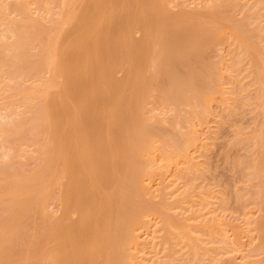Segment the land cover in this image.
<instances>
[{
  "label": "bare ground",
  "instance_id": "obj_1",
  "mask_svg": "<svg viewBox=\"0 0 264 264\" xmlns=\"http://www.w3.org/2000/svg\"><path fill=\"white\" fill-rule=\"evenodd\" d=\"M237 1L218 2L209 23L194 12L197 8L174 10L173 0H0V264H134L140 254L134 249L143 244L139 230L150 226L149 216L159 215L166 233V226H176L167 207L157 204L156 196L148 198L147 182L162 168L160 160L170 168L186 163L178 177L192 176L195 163L189 152L200 137L194 119L210 114L206 106L214 94L229 105L225 82L217 83L224 77L217 65L223 58L216 67L211 52L222 38L219 9L237 10ZM257 1L254 26L246 17L249 9L243 12L245 21L231 22L240 45L233 66L242 63L240 71L245 59L247 66L249 59L255 65L263 62L264 6ZM254 70L253 78L247 75L258 90L261 123L255 141L251 136L252 144L260 146L251 169L262 178L263 63ZM199 107L208 114H200ZM28 159L35 160L30 170L18 165ZM259 222L264 248V224ZM196 247L187 250L189 264L201 254Z\"/></svg>",
  "mask_w": 264,
  "mask_h": 264
},
{
  "label": "rangeland",
  "instance_id": "obj_2",
  "mask_svg": "<svg viewBox=\"0 0 264 264\" xmlns=\"http://www.w3.org/2000/svg\"><path fill=\"white\" fill-rule=\"evenodd\" d=\"M173 1L174 2H171L173 4L170 3V5H172V7L175 8L174 10L182 9L185 5L186 6L183 9H187V7H188L190 9V11H191V8H194V9L197 8V10H195L194 12H197L201 16L202 19L204 17L205 21L211 23L212 15L209 14V12H211V10L214 8V6L216 4H219L222 0L221 1L220 0H218V1H216V0H173ZM237 2L238 3L241 2L242 5L246 3V5H244V6H246V8L245 7L241 8V4L239 3L238 4L239 6H237L238 7L237 10L231 6H230L231 8H229L227 6L226 8L221 7L220 8L221 10L219 9L218 20H220V21H218L217 24L219 26L218 31L219 32L222 31L219 34L222 36L220 41L222 42V40H223V42L222 43L219 42L218 44H216V46L217 45L218 46L217 47L215 46L216 49H214V51L211 52L212 61L215 60L214 66H216L217 62L220 61L222 58H223L222 60H224V63L221 60L220 63L218 62V64H217L218 68H220V70L222 68L221 71H222V73H224L223 74L224 77H222V79L219 78V82H217V83L218 84L221 83V85H222L223 81L225 82V83H223V85H224L223 87H225L224 89H226L228 91V92L226 91L227 94H225V95H227L229 97L228 98L229 99L228 100L229 105L227 102L228 106L227 105L225 106L224 101L222 99H221L222 101L220 100L221 94L217 93L218 90L215 89V92L218 95L214 94L212 101H211V105L208 104L207 105L208 107L206 106V108H207L206 111L208 113L210 112V114H208L206 111H204L206 113L205 114L203 112V107H199V111H201V112H199V111L198 112L200 114L203 115V113H204L205 115H207V114L208 115H207V117L204 116V118H206V119H204L203 117L200 118L201 120L196 118L197 122L194 119V123H195L194 129H195L196 133L198 132L197 136H200L199 137L200 141L198 138V141L195 145L196 147H192L190 149V152H189L190 154H192L190 157L193 158V161L195 163V165L192 166L193 172L191 171L192 173H190V174H192V176L190 175V177H189V175H188V177L186 178V175H184L185 176L184 177L182 174V176L181 177L179 176L180 177L179 178L178 177V175H179L178 169L184 168V167H180L182 164H179L177 166L178 168H176V165H173L172 166L173 168L172 167L170 168L169 166H165L164 160H160L159 165H163L162 168H160L162 173L160 172L159 168L156 169L154 171V174L156 172L157 176L155 177L153 174V178L147 182L148 185L150 186V192H152L154 194L153 195L151 193L149 195L151 197H148V198H152L154 200V197L156 196L157 199H155L154 201L157 204L165 205V208L167 207L166 211L168 213H171V215L177 219V220L174 219V223L176 224L178 231H176L177 229L174 231L176 226L174 224L173 225L171 224L172 227L166 226V228H168V233H170L171 231L174 233L176 232L179 235H182L184 233L181 236L182 240H181V237L179 235L177 237H175L176 235H174L172 232L170 233V236L168 235V233H166L167 230H165V224L163 222V219L159 215L149 216L148 219L153 224L150 222V224H149L150 228L149 227H143L139 230L140 235L143 238L142 239L140 237L141 238L140 241L143 242V244H141L140 247L134 249V252L136 250V252L140 253V254L137 253L139 255L137 256L138 258L136 257L137 260L134 264H136V263L138 264L140 262H141V264H159V263H165L166 261H167L166 264H169V263L172 264V262H173V264L174 263H176V264L177 263L178 264H189V260H190L188 257L189 253H188V255L186 253L188 252L187 250H189L191 248V246L195 245V244L197 245V247H199L200 250L201 249L202 250H201V254L198 255L196 253V255H195L197 262L193 258V260H191L192 263L190 262V264H232L233 261H234L233 264H235V262H237L238 264H264V248L262 245L263 243L261 244V242H262L261 235H260L261 231H259L258 230L259 227H257L258 220H260L259 224L260 223L264 224V219H263V216H264V197L263 196L264 195L262 196V193H261L262 198L259 195V192H260L259 190L264 188V187H262V186H264L263 185L264 177L259 178L258 176H256L252 172V169H251L253 166L252 164L254 163V154L253 153H256V149L258 147H260L257 144H255V142L253 143L255 146H253L252 141H251V136L253 137L252 139H254L253 134H255V136H257V134L259 133L257 127L258 126L260 127V123H261L260 122L261 112H260L258 106L256 105V102L259 101L258 100V96H259L258 90L255 88V85H253V83L251 82V79L254 77L253 74H256V72H257L254 69L257 66L261 67L262 63L264 66V57L262 58L263 62L260 60L262 63H260V62L258 63L255 61L257 65L253 64L254 61L251 62L252 59H249V57H248L247 59H249L248 60V62H249L248 66L249 67L246 64L247 62L245 59L244 60L245 63H243V65L244 64H246V65H244V66L241 65V68H240L241 71L238 68L240 67V64H242V63H239V64L237 63L238 68L235 65V67L237 69L236 68L234 69L233 65L236 64L235 59H234L235 58L234 52H235L236 48L240 47V45L238 43V38H236L235 33H233V30H235V29L233 28L234 26H232V25L237 24V23L238 24L241 23L242 22L241 19H243L245 21L244 16L247 14L246 9L247 10L249 9L248 12L251 11L246 16L248 20H249V18L250 19L252 18L253 14H254L253 18L259 16V14H257V16H256V13H259V11H257L258 7L256 5L255 6L257 8L255 6H253L254 3L256 4V0H243V1L239 0ZM237 2H235L236 4L234 3L233 5L236 6ZM257 2H258L257 3L258 5L260 2V5L264 6V0H258ZM204 3L207 4V7L203 6ZM212 3H213V5H212ZM177 4H178V6H177ZM173 5H175V6H173ZM205 7H206V9H205ZM209 7H210V9H209ZM228 8L231 11H228ZM240 8H241V10H239ZM189 9H187V10H189ZM223 9H224V13L222 11ZM243 12L246 14L244 15ZM233 13H234V15H233ZM227 15H228V18L232 17L234 20L237 19V20H235L236 22H233L234 20L231 21L230 18H229L230 20L227 19L226 18ZM235 17H238L239 19L235 18ZM242 17H244V18H242ZM257 18H254V21ZM247 19H246V21H248ZM252 19L249 20L250 25L254 23ZM238 20H240V21L237 22ZM251 21H252V23H251ZM219 22H220V24H219ZM227 23H229V24H227ZM253 26H254V24H253ZM253 26H251L250 29ZM255 26L257 28L258 21H257ZM222 27H224V28H222ZM225 28H227V29H225ZM254 28L251 30H256ZM230 29H233V30H230ZM226 30H228V31H226ZM224 31L226 32V34H224L225 33ZM229 31H231V32H229ZM222 34L225 36V39H224V36ZM135 35L136 36L138 35L137 37H139L141 35V33L139 32V33H136ZM254 40H256V38H254ZM237 46H239V47H237ZM232 61H234L235 63H233ZM250 64H253V65H250ZM242 66H243V69H242ZM245 66H247V68L249 70H253V73L251 74V72H248L249 70ZM216 67H215V69H216ZM229 67H231V69H234L233 71H235L236 73H234L233 71L231 72V69ZM228 69H230V70H228ZM220 70H218V69L214 70L216 72L215 77L216 76L218 77L220 75L221 72L218 73V71H220ZM237 70H239L240 72L238 71V73H237ZM228 71L233 73L232 75L233 76L235 75V76L234 77L232 76V78L229 77ZM247 74L252 75L251 76L252 78ZM213 83H214V86H216L217 83L215 80L213 81ZM255 89L257 90V94H256ZM256 95H257V98H256ZM232 96H236V98H234ZM217 97H219V99ZM249 97H250V99H249ZM233 100H235V101L232 104ZM248 100H250V101H248ZM230 102H231V104H230ZM231 105H234V107ZM229 107H231V108H229ZM232 107L235 109H233ZM208 108H210L211 111H208ZM232 109H233V112H231ZM158 111H160V110H157V112ZM168 111L169 110H166V115L167 114L170 115L172 113V111H170V113H168ZM258 112H259V115H258ZM187 126L188 125H185V127H187ZM182 128H184V127H182ZM182 128H181V130H182ZM189 128H193V127H191L189 125L186 129L189 130ZM255 128L257 130H255ZM186 129H183L182 131H185ZM259 130H260V128H259ZM247 137H249V139ZM253 141H255V139ZM256 145L258 147H256ZM258 152H260V149L257 151V153ZM24 162L22 164H25V165H22V164H18V165L22 166L24 169L29 167V169H26V170H30L34 166L33 163H35V160L28 159L27 161H24ZM241 162H243L244 168H242L240 166ZM30 163H32L33 166H31ZM186 165L187 164L185 163V165H182V166H186ZM30 166H31V168H30ZM164 166L166 169L164 168ZM162 169H164V171ZM157 170L159 171V173ZM175 171L177 173V174L175 173L176 175L174 174ZM175 176H177V177H175ZM176 178H178V179L174 180ZM172 180H174L173 181L174 183L172 182L173 185H170V183H171L170 181H172ZM167 182H169V184ZM165 184H168V186L166 185L164 187ZM189 186H191L190 189L188 188ZM167 187H168L167 190L163 189V188H167ZM192 187L193 188L197 187V188H194L192 190ZM260 187H262V188H260ZM175 188H176V192L173 191ZM177 189H179V190H177ZM188 189L190 191H187V193L185 194L186 190H188ZM196 189H197V191H195ZM164 190H166L165 191L166 193H168V192L171 193L170 191H172V193L170 194V196H167V198H166V195H169V193L168 194L164 193L165 194V197H164V194L162 192ZM191 190L193 192H191ZM257 190H258V192H257ZM263 190H261V192H263ZM191 193H192V196H191ZM188 194L190 195V197H188L189 196ZM193 194L194 195L196 194V195L194 196ZM158 196L159 197L161 196L160 200H158L159 199ZM177 199H180V201ZM188 199H190V200H188ZM203 199H204V201H203ZM182 200L184 201L183 203H182ZM167 203H169V204H167ZM177 203H179V204H177ZM53 204H55V203H53ZM52 205L50 203L51 207H52ZM168 205L171 206V209L174 210V212L176 214L170 209V206H168ZM174 205L175 206L179 205V206L176 208V207H174ZM51 207H49V208H51ZM55 207H57L56 204L53 208H55ZM173 207H174V209H173ZM53 208H51V210H55ZM200 208H202V209H200ZM167 209H169V210H167ZM193 210L197 211V212L193 213L194 212ZM172 212H173V214H172ZM204 212H205V214H204ZM178 214H180V215H178ZM196 214L198 215V218H200V219H197ZM186 215H187V217H186ZM192 215H193V217L195 216L194 219H192L193 218V217H191ZM200 215H201V217H200ZM202 215L203 216L205 215V217H202ZM181 218H183V219H181ZM195 218H196V220H195ZM208 218L212 219V220H210V222L212 221L211 223L207 222V221H209ZM161 219H162V221H161ZM184 219H186V220H184ZM177 221H180V222L178 223ZM202 221H204V222H202ZM154 222H156V223H154ZM196 222H199V223H196ZM211 224H213V225H211ZM155 225H156V228L154 227ZM183 225H184V230H183ZM197 225H198V227H197ZM203 225L205 228L203 227ZM174 226H175V228H174ZM208 226H210V227L208 228ZM218 226H219V229H218ZM152 229H154V230H152ZM155 229H157V230H155ZM158 229H161V230H158ZM164 230H165V233H164ZM189 230H191V231H189ZM209 230H213L214 235H213V233L211 234L209 232ZM153 231H155V232H153ZM157 231H159L158 235H160V237L157 235V238H156L155 234H157ZM190 232H191V234L189 235L188 233H190ZM151 233L152 234L155 233V234L152 235ZM151 235H152V237H151ZM165 236L167 237V239L170 237L171 240H167ZM183 236H185L184 238H186V239H184ZM214 236L217 238H215ZM151 238H152V240H153V238H154V240L155 239L156 240L152 241ZM172 238H174V241ZM176 238H179V239H177V241H175ZM195 238H198V240H201V243H199L200 241L198 242L197 239H196L197 240L196 241ZM194 240H195V242H194ZM203 240H204V242H203ZM188 241H189V243H188ZM144 242H149V243L144 244ZM152 243H153V245H152ZM172 243H174V245ZM150 244L152 245V247ZM168 244L172 247L171 249L167 248V247H170ZM186 244H187V247H186ZM190 244H191V246H190ZM141 246L144 248L146 247V249H143ZM149 246L151 248H149ZM197 247L195 250H198ZM141 249H143V251H141ZM209 249H211L213 251V253ZM168 250H169V252H170V250H172L171 255H170V253L168 254V252H167ZM204 250H206V252ZM173 251H174V254H176V255L172 254ZM177 251H179V252H177ZM209 251L211 252V254H214V255H211ZM144 252H146L145 256H148V258H150V257H152V258L148 260V258L146 257L147 258V260H146L145 256L142 257ZM206 253L208 254V256L206 255ZM209 254H210V256H209ZM171 256H173L174 259ZM213 256H214V258H213ZM140 257H142V259L144 261L141 260ZM181 257H183V259H180ZM175 258H178L179 260L177 261V259H175ZM174 260H175V262H174Z\"/></svg>",
  "mask_w": 264,
  "mask_h": 264
}]
</instances>
